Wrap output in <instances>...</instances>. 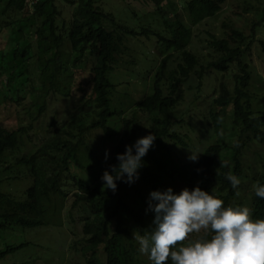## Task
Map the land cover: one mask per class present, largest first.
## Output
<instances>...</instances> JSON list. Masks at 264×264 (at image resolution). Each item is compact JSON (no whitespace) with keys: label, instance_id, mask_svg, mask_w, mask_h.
Here are the masks:
<instances>
[{"label":"trees","instance_id":"trees-1","mask_svg":"<svg viewBox=\"0 0 264 264\" xmlns=\"http://www.w3.org/2000/svg\"><path fill=\"white\" fill-rule=\"evenodd\" d=\"M151 1L163 21L164 32L156 35L164 56L152 75L148 92L127 115L112 103L115 84L109 78V72L113 70L117 57L127 49L126 38L148 34L147 29L136 31L121 23L114 12L104 9L97 0H59L61 4L70 6L68 23L61 4L58 6L56 0L32 1L29 11L28 0H5L0 6V116L8 104H28L33 98L31 91L36 87L45 95L57 89L56 76L60 72L58 48L65 37L71 46L69 60L74 72L78 68L83 71L81 88L88 89L84 93V103L79 106L80 109L84 105L87 107L84 118L72 116L64 124L66 128L62 127L58 132L48 131L37 146L28 148L23 140L24 137L31 139L33 127L9 129L0 120V171L11 167L1 163L6 153L23 146L28 152L15 156L13 166L21 167L32 178L22 197L0 190V238L3 240L0 261L29 246L25 238L6 242L2 234L15 230L24 233L48 226L56 214L49 217L47 212L53 196L64 203L68 194L72 195L67 213L71 220H74V212L79 215L81 235L72 239L68 247L80 253L83 264H142L133 234L151 227L154 213L148 209L147 197L150 190L167 188L162 173L179 178L182 188L191 189L198 185L205 191L215 192L225 205L235 203L238 189L231 187L226 174L241 178L244 174L243 154L247 147L254 142L264 146V117L253 108V95L248 89L251 72L249 64L244 61L252 40L246 41L247 36L241 30L230 26L222 37L209 33L210 46L219 55L203 66L188 49L192 26L215 16L227 0L184 2L187 21L180 17L174 3ZM16 11L31 13L26 18L10 19V13ZM33 38L34 45L30 42ZM260 45L264 53V41ZM176 53L180 61L175 68L169 69V62ZM231 64L238 69L233 74L232 86L219 82L218 92L206 116L217 133L231 117L233 127L238 129L236 139L230 145L218 141L203 144L195 161L189 159L190 155L185 159L173 158L175 153L169 142L182 148L188 146L186 136L172 129L171 114L184 100L185 92L181 85L198 67L201 71L197 87L203 80V68L223 73ZM34 73L41 82L39 88L33 81ZM38 107L44 111V100ZM138 111L148 115L145 124L137 117ZM118 118L120 120L116 124ZM93 130H101L103 138L114 140L115 145L113 154L100 170L98 180L92 183L95 176L91 172H83L92 165V156L88 153ZM148 133L155 136L153 144L162 153L156 156L148 150L142 158L138 172L147 192L140 191L134 183L123 181L116 182L115 192L103 188L100 177L104 170L111 172L109 166L117 163L116 153H122L126 144L131 145L136 138ZM149 158L155 163L152 168L148 164ZM259 161L254 183H264V152L259 155ZM3 180L1 177L0 181ZM249 209L253 219L264 217V199L253 192ZM8 264L23 263L12 261Z\"/></svg>","mask_w":264,"mask_h":264},{"label":"rangeland","instance_id":"rangeland-1","mask_svg":"<svg viewBox=\"0 0 264 264\" xmlns=\"http://www.w3.org/2000/svg\"><path fill=\"white\" fill-rule=\"evenodd\" d=\"M5 0H0V6ZM32 1L28 0V6L32 5ZM101 6L114 12L121 23L131 26L136 31L141 28L147 29L148 34H139L128 36L126 38L127 49L117 57L113 70L109 72V78L115 84L112 91V103L117 108L123 110V114L127 115L130 110L135 107V103L142 99L148 92L149 82L156 70L160 59L164 56L163 48L157 41V33H163V21L156 12L154 3L151 0H97ZM175 4L180 17L187 21V16L183 10L184 2L188 0H168ZM56 4L60 6L61 2L56 0ZM28 7V11L31 7ZM65 22H69L70 6L66 3L61 4ZM264 0H227L222 9L213 17L206 18L202 22L192 26V37L188 45V49L194 53L199 63L206 66L207 63L215 60L219 53L210 46L209 33L222 37L230 27L241 30L246 37V41L252 40L249 54L244 57V61L249 64L251 79L248 89L253 95V108L259 111L264 117V53L261 50V41H264ZM31 12H28L30 14ZM21 11L10 13V19L26 18L28 15ZM30 28V26L28 27ZM25 30V29H24ZM61 31L64 30L61 27ZM254 31V32H253ZM65 33V32H64ZM253 33V34H252ZM25 38H27V34ZM30 40V39H29ZM243 42V44L246 43ZM31 44H35L34 38ZM58 67L60 72L56 76V88L47 94L41 93L37 87L32 92V99L24 106H13L8 104L5 112L1 113L0 120L9 129H15L21 126L33 127L28 138H23L28 148L37 146L41 143L48 133L58 132L64 124L71 120L72 116H81L84 118V93L88 89L81 88L82 68L75 70L70 63L71 46L67 39L64 38L61 46L58 48ZM180 61L178 54H174L173 59L169 62L168 68L173 69L176 63ZM33 65V64H32ZM201 68L193 72L189 80L181 85L184 93V100L177 106V109L171 114L173 123L172 129L176 130L179 135H185V141L188 143L186 148L173 145V158H186L193 152H199L200 146L212 142H221L224 144H232L236 139L237 127H233L231 117L227 118L222 131L217 133L213 131L212 126L207 119V111L211 106L213 97L218 92V84L224 81L231 88L233 74L238 71L235 64H231L226 72L219 73L213 69L203 68V80L199 87V74ZM53 72V70H52ZM34 73L33 78L35 84L41 85L40 80ZM47 81V77L45 76ZM36 96V97H35ZM37 98V99H35ZM45 102L43 112L39 110L41 102ZM140 119L144 121L148 118L146 113L137 112ZM120 119L116 120V124ZM147 124V123H146ZM116 125V127H118ZM44 129V130H43ZM47 133V134H46ZM40 134V135H39ZM91 139L89 145L91 151L88 153L92 156L90 162L91 167L86 168L84 174H93L95 180L101 168L105 165L109 157L113 154L114 140H105L101 130L91 131ZM153 148H149L156 156H160L157 145L153 144ZM86 150V149H85ZM108 156L105 159V151ZM28 152L23 146L19 150L10 153L7 152L2 164L11 166L7 170L0 171V190L10 193L15 197H22L25 189L32 183V178L21 167L14 165L15 156H21ZM264 152V146L259 142H254L247 147L243 154L244 174L240 178L241 183L238 188V196L235 204H241L249 207L251 196L254 192V174L259 166V155ZM148 164L154 167L155 163L149 158ZM139 173V172H138ZM8 176V178H7ZM166 187H171L174 192H178L182 188V181L177 177H168L163 175ZM91 182V181H90ZM140 191L147 192L146 184L141 180L140 176L133 182ZM131 196L133 191L129 188ZM72 195L68 194L64 203L59 197H54L48 206L47 212L49 217L53 214L54 218L50 219L49 225L44 228H37L20 233L15 230L13 233L7 231L2 234L5 241H12L18 238H25L29 242V246L23 251L8 256L0 261V264H8L12 261L23 264H83V259L79 252L69 249V245L74 238H78L80 234L81 221L79 215L74 212V220L68 216L67 209L71 207ZM135 241V239H134ZM138 251V244L135 241ZM0 247H3V240L0 238ZM139 258L142 264H151L145 254L139 251Z\"/></svg>","mask_w":264,"mask_h":264},{"label":"clouds","instance_id":"clouds-1","mask_svg":"<svg viewBox=\"0 0 264 264\" xmlns=\"http://www.w3.org/2000/svg\"><path fill=\"white\" fill-rule=\"evenodd\" d=\"M154 139L148 133L116 153L117 163L100 177L103 188L115 192L117 181L133 183ZM198 153L191 151L189 159L195 161ZM226 179L238 189L237 175L228 173ZM253 188L264 199V183ZM147 203L154 213L151 227L135 231L133 238L151 264H264V217L253 219L249 207L225 205L215 192L198 185L178 192L171 187L150 190Z\"/></svg>","mask_w":264,"mask_h":264}]
</instances>
